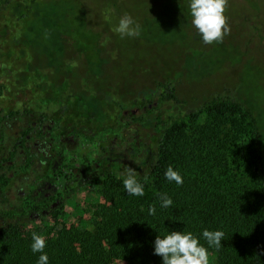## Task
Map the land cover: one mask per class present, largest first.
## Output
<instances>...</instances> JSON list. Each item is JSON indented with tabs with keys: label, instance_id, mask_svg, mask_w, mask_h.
<instances>
[{
	"label": "trees",
	"instance_id": "obj_1",
	"mask_svg": "<svg viewBox=\"0 0 264 264\" xmlns=\"http://www.w3.org/2000/svg\"><path fill=\"white\" fill-rule=\"evenodd\" d=\"M59 1L66 12L76 7L75 0H0V264H37L43 253L31 249L33 232L46 238L48 264H163L154 254L155 239L173 230L196 235L213 264H264V147L257 114L226 87L188 102L168 77L131 96L125 116L126 103L115 93L101 103L85 94L66 105L71 96L65 85V99L45 97L46 71L59 64L60 45L78 42L76 33L62 30L80 14L64 11L53 21L44 12ZM37 13L45 14L42 36L33 26ZM4 17L19 21L15 37L8 36L12 26L3 25ZM106 103L104 116L89 113ZM89 141L97 151L87 166L64 162V152L77 144L84 156ZM170 165L182 184L166 179ZM126 166L140 173L143 196L125 191ZM99 180L103 201L93 206L88 228L38 226L55 218L74 192ZM165 193L173 204L162 208ZM205 229L225 233L219 250L207 244Z\"/></svg>",
	"mask_w": 264,
	"mask_h": 264
},
{
	"label": "rangeland",
	"instance_id": "obj_2",
	"mask_svg": "<svg viewBox=\"0 0 264 264\" xmlns=\"http://www.w3.org/2000/svg\"><path fill=\"white\" fill-rule=\"evenodd\" d=\"M75 3L76 7L68 12L60 1L50 4L44 12L49 11L53 21L64 11L68 16L80 14L79 21L65 19L62 32L76 33L75 38L84 47L97 40L109 43L111 49L105 57L111 61L110 70L104 81L129 83L127 90L131 97L151 89L152 80L168 77L176 83L177 95L188 102L211 90L230 88L257 114L264 147V0H229L226 15L230 34L222 43L213 44L204 43L193 26L190 0H75ZM125 13L140 24L139 36L121 38L113 31ZM44 15L37 13L33 22L37 35H41L39 19ZM3 25L12 26L9 37H15L20 29L19 21L13 24L5 17ZM102 27L107 29L109 39L102 33ZM102 80V76L96 80L97 87L102 86ZM72 100L74 97H69L64 103L70 105ZM86 148L82 149L83 157L75 156L82 165L96 150L90 143ZM78 152L76 149L72 156L79 155ZM99 187L100 180L80 189L58 208L55 218L38 226L88 228L93 206L103 201ZM110 264L124 261L113 259ZM210 264H213L211 255Z\"/></svg>",
	"mask_w": 264,
	"mask_h": 264
},
{
	"label": "clouds",
	"instance_id": "obj_3",
	"mask_svg": "<svg viewBox=\"0 0 264 264\" xmlns=\"http://www.w3.org/2000/svg\"><path fill=\"white\" fill-rule=\"evenodd\" d=\"M229 0H190V14L192 24L198 30L202 40L206 44L222 43L226 35L230 34L229 18L226 15ZM109 17L106 16V19ZM121 38L137 37L140 35L141 26L133 17L125 13L113 28ZM76 67V62H72ZM123 186L127 194L132 196H143L144 186L140 180V173L136 169L126 166L123 173ZM165 177L169 181H175L178 185L183 183L181 174L170 165ZM147 182V176H144ZM161 207L167 208L173 204V200L166 193L160 194ZM155 207H149V215H155ZM209 246L219 250L222 247V239L225 233L222 230L209 231L205 229L202 233ZM32 251L43 253L37 264H48V255L44 252L46 238L35 232L32 233ZM154 254L163 259V264H210V252L208 247L200 243L199 238L191 231H171L165 236L158 235L155 239Z\"/></svg>",
	"mask_w": 264,
	"mask_h": 264
},
{
	"label": "flooded vegetation",
	"instance_id": "obj_4",
	"mask_svg": "<svg viewBox=\"0 0 264 264\" xmlns=\"http://www.w3.org/2000/svg\"><path fill=\"white\" fill-rule=\"evenodd\" d=\"M81 18V15H79V19ZM103 18V17H102ZM93 30V29H92ZM102 30L107 39H109V36L107 34V29L102 27ZM92 32V31H91ZM70 38V37H68ZM61 48H59L60 53H58L59 64L55 65L54 67L49 66L46 71V80L45 82L49 85L47 88H49L48 91L44 92L43 95L45 97H58V98H64L66 96V91H64L65 85H68L70 90L68 91L71 97L79 98L80 96L87 95V97H90V99H98L101 103L102 98L104 96H107L109 93L114 94L117 99H121L126 103L127 110L123 109L121 110V113L125 116L127 113H129V105H130V95L128 94L127 88L129 87V83L123 84L122 81L114 80V82H107L104 81L105 77L109 75L108 70H110V59L105 57V53L108 52L111 47H109V43L104 42H95V43H89L88 47L84 45L82 46L78 42H65L60 45ZM92 47V50H91ZM89 54V57L88 55ZM72 62H76L77 66L73 67ZM103 78L102 86L97 87V81L98 78ZM97 80V81H96ZM68 83V84H67ZM121 84V85H120ZM121 93V94H120ZM141 96V94L139 95ZM75 103V102H74ZM125 103L122 105L124 108ZM98 104V101L97 103ZM109 103H106L103 105H96L92 109L89 110V113L93 116V113L97 114L95 110L99 111L102 116H104L105 107H107ZM99 106V110H98ZM109 108V105H108ZM123 116V117H124ZM122 117V118H123ZM124 119V118H123ZM90 143V145L95 146L94 141H89L86 143V145ZM78 147L71 150V151H65L63 154V160L64 162L70 161L77 163V158L83 157L79 155H74V151L77 149L80 150L79 144H77ZM87 149V148H86ZM96 149V147H95ZM97 149L93 153V155L90 156V158L87 160V163L82 165L80 162V166L84 168L87 166L91 161L93 156L96 154ZM85 155V154H84ZM70 183V182H68ZM80 190V189H79ZM78 190V191H79ZM77 192V191H76ZM74 192V193H76ZM73 193V194H74ZM50 195V194H48ZM46 195V196H48ZM52 204L58 205L61 203L58 197H54L52 200ZM67 201V200H66ZM64 201L63 204L66 202Z\"/></svg>",
	"mask_w": 264,
	"mask_h": 264
}]
</instances>
